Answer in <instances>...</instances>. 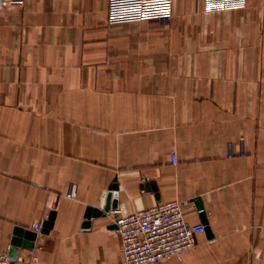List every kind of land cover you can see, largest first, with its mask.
<instances>
[{"label": "crops", "instance_id": "1", "mask_svg": "<svg viewBox=\"0 0 264 264\" xmlns=\"http://www.w3.org/2000/svg\"><path fill=\"white\" fill-rule=\"evenodd\" d=\"M203 7L23 0L0 13V254L55 212L18 263L124 264L120 215L188 201L210 233L166 264H264V0ZM114 184L118 209L83 228Z\"/></svg>", "mask_w": 264, "mask_h": 264}, {"label": "built area", "instance_id": "2", "mask_svg": "<svg viewBox=\"0 0 264 264\" xmlns=\"http://www.w3.org/2000/svg\"><path fill=\"white\" fill-rule=\"evenodd\" d=\"M23 0H0V13L12 4ZM204 11L219 12L240 10L247 0H203ZM177 164V155H172ZM72 197L76 196L73 187ZM188 201L160 203L132 214L120 215L116 219V233L121 238L124 264H166L173 259H182L185 252L196 246L197 236L206 231L203 223L187 221L185 206ZM42 223L33 226L41 234ZM0 264H42L39 257L30 254L22 263H13L8 254H0Z\"/></svg>", "mask_w": 264, "mask_h": 264}, {"label": "water", "instance_id": "3", "mask_svg": "<svg viewBox=\"0 0 264 264\" xmlns=\"http://www.w3.org/2000/svg\"><path fill=\"white\" fill-rule=\"evenodd\" d=\"M117 190H118V186L117 184H114L111 188V192L108 195L104 210L88 208L86 212L83 228L88 229L91 227L92 218H99L105 215H109L111 211H115L118 209V191ZM196 202L198 204L199 209L203 211V205L201 203V200L196 199ZM55 216H56L55 212H53L50 215L49 219L43 225L42 233L47 234L52 229L54 225ZM202 219H203L204 225L207 226L206 228L207 232L210 233V229H209L208 221H207V215L204 212H202ZM115 228H117L116 225H115ZM36 238H37V233L35 231L25 229L24 227H17L15 230V237L12 242V247L9 252L10 261L13 263L18 262L20 250L22 248L27 249V250H33Z\"/></svg>", "mask_w": 264, "mask_h": 264}]
</instances>
